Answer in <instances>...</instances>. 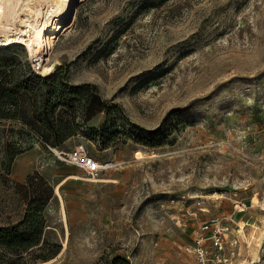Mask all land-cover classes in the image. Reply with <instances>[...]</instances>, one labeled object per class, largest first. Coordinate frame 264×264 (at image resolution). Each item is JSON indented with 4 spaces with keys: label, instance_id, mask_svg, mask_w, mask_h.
Here are the masks:
<instances>
[{
    "label": "rangeland",
    "instance_id": "obj_1",
    "mask_svg": "<svg viewBox=\"0 0 264 264\" xmlns=\"http://www.w3.org/2000/svg\"><path fill=\"white\" fill-rule=\"evenodd\" d=\"M73 13L48 72H35L24 44L0 47L35 85L15 89L0 70L11 95L0 98V227L31 235L19 226L25 209L46 200L41 243L0 246V264H199L188 249L219 222L240 237L238 262L254 257L264 237V0H78ZM36 108L55 109V123L75 117L77 134L57 136ZM81 144L118 163L102 177L115 182L90 181L56 152Z\"/></svg>",
    "mask_w": 264,
    "mask_h": 264
},
{
    "label": "bare ground",
    "instance_id": "obj_2",
    "mask_svg": "<svg viewBox=\"0 0 264 264\" xmlns=\"http://www.w3.org/2000/svg\"><path fill=\"white\" fill-rule=\"evenodd\" d=\"M76 2L78 0H0V47L14 42L24 44L35 66L48 72L52 68L47 63L49 51L57 34L65 30L73 20ZM69 177L88 180L79 173H73ZM56 192L61 196L58 187ZM253 202L260 203L257 194L253 196ZM64 246H67V241Z\"/></svg>",
    "mask_w": 264,
    "mask_h": 264
},
{
    "label": "built area",
    "instance_id": "obj_3",
    "mask_svg": "<svg viewBox=\"0 0 264 264\" xmlns=\"http://www.w3.org/2000/svg\"><path fill=\"white\" fill-rule=\"evenodd\" d=\"M36 73H40L39 67H33ZM59 157L64 161L80 167L84 170L89 180H101L104 172L115 168L118 163L109 161L102 163L88 153L85 145L76 146L69 152L57 151ZM245 203H240V208L244 209ZM231 224L219 222L207 232H200L196 236L195 245L189 248L194 252L199 264H264V237L259 244V251L254 256L246 259L243 263L238 262L240 237L231 236ZM235 230L241 233L243 227L237 223ZM228 252V253H227Z\"/></svg>",
    "mask_w": 264,
    "mask_h": 264
},
{
    "label": "trees",
    "instance_id": "obj_4",
    "mask_svg": "<svg viewBox=\"0 0 264 264\" xmlns=\"http://www.w3.org/2000/svg\"><path fill=\"white\" fill-rule=\"evenodd\" d=\"M15 46H18L14 44ZM20 65L19 61L13 56H0V70L3 68H10V74L8 75L10 78V82L15 89H35L33 86L34 83L28 79L23 80V78L19 75L18 66ZM50 76V75H48ZM47 76V77H48ZM44 80V79H43ZM66 88H71L66 84H62ZM88 84L83 86H75L73 87L74 90H77L78 93H85ZM3 82L0 83V98H10L9 92L3 88ZM50 92H53L52 90ZM83 93V94H84ZM47 97V103L51 101L53 97L52 94L45 93ZM86 101L90 104L91 98L88 94L84 95ZM37 107V106H36ZM36 116L38 120L42 123V125L57 134V136L62 137L64 140L77 134L78 126L72 119L68 122L63 120L58 121L55 123L57 119L55 116V109H52L49 113H41V111L36 108ZM53 118V120H52ZM33 177H29V183H32ZM46 200H44L42 195L35 196L30 200L28 203V207L25 209V215L23 217L22 223L19 225L20 228L23 226H29L31 228V235L29 236H14V231L6 230L0 227V246H6L10 249L15 247L20 248L23 251H27L29 248L33 246H37L41 243V235H42V211L45 208ZM25 232V230L23 231Z\"/></svg>",
    "mask_w": 264,
    "mask_h": 264
}]
</instances>
